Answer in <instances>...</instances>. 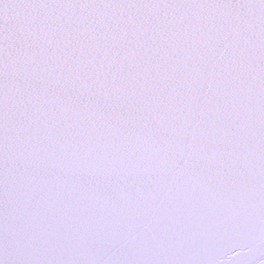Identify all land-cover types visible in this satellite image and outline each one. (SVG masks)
<instances>
[{"label":"snow or ice","instance_id":"snow-or-ice-1","mask_svg":"<svg viewBox=\"0 0 264 264\" xmlns=\"http://www.w3.org/2000/svg\"><path fill=\"white\" fill-rule=\"evenodd\" d=\"M0 264H264V0H0Z\"/></svg>","mask_w":264,"mask_h":264}]
</instances>
